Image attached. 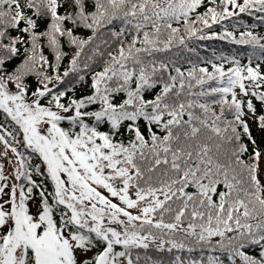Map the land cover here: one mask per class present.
<instances>
[{
	"label": "trees",
	"instance_id": "16d2710c",
	"mask_svg": "<svg viewBox=\"0 0 264 264\" xmlns=\"http://www.w3.org/2000/svg\"><path fill=\"white\" fill-rule=\"evenodd\" d=\"M0 78L68 112L51 120L63 145L129 154L127 184L152 199L110 244L0 108L15 219L64 231L89 264H264V0H0ZM29 237L16 264H40Z\"/></svg>",
	"mask_w": 264,
	"mask_h": 264
},
{
	"label": "rangeland",
	"instance_id": "374dc122",
	"mask_svg": "<svg viewBox=\"0 0 264 264\" xmlns=\"http://www.w3.org/2000/svg\"><path fill=\"white\" fill-rule=\"evenodd\" d=\"M22 91L0 78V108L17 123L25 144L42 155L54 179L56 192L63 191L70 198L69 205L73 209H69L73 212V219L105 238L110 233V244L114 241L128 244L132 240L131 234L127 232V223L130 218L145 213L151 203L150 197L136 194L125 181L131 171L129 154L113 153L106 148L90 149L77 144H71L73 147L60 144L50 121L68 112L43 106L34 96L27 98L21 95ZM11 154L10 147L0 141V170L3 175L0 174V178L4 179L0 183V227L12 236L7 239L8 255L14 250L12 263L18 262V243L29 241L31 236L42 239L37 251L40 264H89L91 250L80 248L64 231H61L63 237L53 242L47 239L48 232L37 218L30 225L24 224L20 215L14 218V207L18 201H10V192H13L20 167ZM72 200L81 207L87 206V211L74 206ZM28 211L35 217L39 212L37 204H29ZM15 230L16 234L13 233ZM13 237L18 238L16 243L11 242L10 238ZM141 239L147 242L143 237Z\"/></svg>",
	"mask_w": 264,
	"mask_h": 264
}]
</instances>
